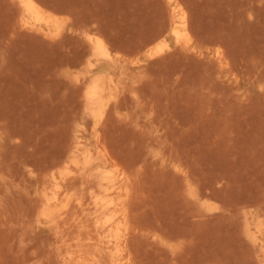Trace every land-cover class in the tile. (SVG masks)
Returning a JSON list of instances; mask_svg holds the SVG:
<instances>
[{"label": "rangeland", "instance_id": "1", "mask_svg": "<svg viewBox=\"0 0 264 264\" xmlns=\"http://www.w3.org/2000/svg\"><path fill=\"white\" fill-rule=\"evenodd\" d=\"M35 1L52 32L0 0V264H264V0H176L189 43L169 0Z\"/></svg>", "mask_w": 264, "mask_h": 264}, {"label": "bare ground", "instance_id": "2", "mask_svg": "<svg viewBox=\"0 0 264 264\" xmlns=\"http://www.w3.org/2000/svg\"><path fill=\"white\" fill-rule=\"evenodd\" d=\"M24 11L28 17L27 20H24V24H32V25H39L43 29H47L52 32L56 27V21L53 19V17L41 7L37 1L35 0H20ZM170 4L173 6V13H174V21L172 24V32L175 34L178 40H183L186 43H189L190 40L186 33V23H187V16L185 11L181 8L179 4L176 3V0H169ZM96 45L102 50V53L105 56L109 57V53L104 51L103 44L100 39H97ZM169 45L164 44V46H161L160 49L163 50L164 48H167ZM159 49V50H160ZM101 87L99 85H94L91 87L89 91V95L91 98L99 99L101 96ZM56 180V178H54ZM58 186V185H57ZM58 202L57 194H54L53 196H47L45 197L44 205L45 208L42 209V214L46 217H49V215L52 213L48 208L49 206H52ZM109 206L116 207V203L113 201L110 202ZM109 243H112L116 246L118 252L120 254L123 253V245L124 241L122 238H110L108 241Z\"/></svg>", "mask_w": 264, "mask_h": 264}]
</instances>
